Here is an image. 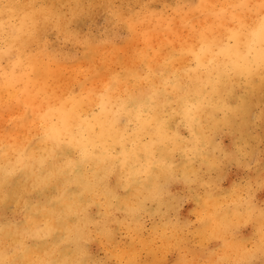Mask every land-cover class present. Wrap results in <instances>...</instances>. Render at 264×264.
Listing matches in <instances>:
<instances>
[{"label":"clouds","instance_id":"1","mask_svg":"<svg viewBox=\"0 0 264 264\" xmlns=\"http://www.w3.org/2000/svg\"><path fill=\"white\" fill-rule=\"evenodd\" d=\"M0 264H264V0H0Z\"/></svg>","mask_w":264,"mask_h":264}]
</instances>
